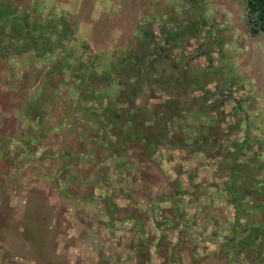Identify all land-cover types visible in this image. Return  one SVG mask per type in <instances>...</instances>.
Here are the masks:
<instances>
[{
  "label": "rangeland",
  "instance_id": "374dc122",
  "mask_svg": "<svg viewBox=\"0 0 264 264\" xmlns=\"http://www.w3.org/2000/svg\"><path fill=\"white\" fill-rule=\"evenodd\" d=\"M13 1L20 15L27 9L26 25L38 19L48 24L45 38L60 48L40 55L0 21L5 41L0 48L9 50L6 59L0 58V264H246L243 255L228 263L220 245L236 216L226 161L236 153L240 170L234 191L264 181V33L254 26L247 0H196L195 6L189 0ZM184 22H197L203 30L179 43L169 61L215 69L216 76L188 95L189 113L182 107L187 115L181 111L171 119L176 130L184 123L173 137L195 142L203 128L211 127L215 136L224 135L220 156H189L163 147L150 160L130 144L125 157H112L107 147L115 141L110 132L115 124L109 128L104 115L113 106L136 111L134 95L119 101L124 72L120 78L113 75L116 80L106 87L93 86L92 93V84L83 79L91 60L107 55L112 62L111 54L120 50L151 51L152 41L163 40ZM65 60L82 71L63 67ZM55 63H62L61 76L53 70ZM109 67L104 63L111 73ZM229 73L236 85L232 92ZM202 97L207 101L198 112L192 107ZM164 98L153 84L135 97V105L153 107ZM236 106L247 113L235 116ZM246 118L252 120L250 131ZM169 195L180 201L191 228L164 224L174 219L172 203L159 202ZM90 196L95 197L85 200ZM107 198L119 207L110 227ZM259 201L254 206L263 210L264 198ZM249 211L264 221V213ZM127 212L139 220H127ZM156 222L163 223L160 230Z\"/></svg>",
  "mask_w": 264,
  "mask_h": 264
},
{
  "label": "trees",
  "instance_id": "16d2710c",
  "mask_svg": "<svg viewBox=\"0 0 264 264\" xmlns=\"http://www.w3.org/2000/svg\"><path fill=\"white\" fill-rule=\"evenodd\" d=\"M189 1H191L194 6L197 2L196 0ZM247 5L250 15L255 17V22H253L254 26L258 25L259 31L264 33V0H247ZM25 11L27 13V9ZM26 13L20 15L18 6L13 0H0V21L8 23L10 32H16V34L19 32L20 38H22L24 43L28 45V49L35 50L40 55H45L47 53H52L54 48H60V45L58 46L56 43H53L45 38V36L48 35V24H42L41 19H38L36 24H31L27 21L28 24L26 25V19H29ZM20 16L23 17L20 18ZM21 20L25 21L23 27H21ZM50 22H54V25L56 24L55 20H50ZM4 27L6 28V25ZM18 27L19 29H17ZM15 29L18 31H15ZM149 30L150 32H153L152 28ZM202 30L203 26H198L197 22H184L181 28L177 31H172L166 34L163 40H161L162 42L152 41L153 47L150 48L151 51H136L131 53L127 49V51L124 50L125 52L123 51L122 53V50H120L116 51L115 54H111L110 58L113 60L112 62H108V58L106 59L105 57L107 55H103L104 59L100 58L97 62L91 60L88 75L86 74L87 77L83 76V79L85 80L86 78L90 81L92 84V91L93 86L95 87L98 85L103 88L108 86V84H112V82L116 80L113 75L120 78L122 72H124L127 78L126 81H123L122 83L125 89L124 92L120 93L119 101L121 103L124 99H126L125 97H128L131 94L134 95V105L132 109H136V111L130 112L126 109V107L122 110H118V108L113 106V108H110L111 110L107 111V114L104 115V117L108 120L107 126L109 128L110 125L112 126V124H115L114 130L110 131L112 135L115 136V141H109L107 147V150L112 157H125L127 153L124 149L128 147L131 148V146H133V148L140 149L142 151L141 153L145 155L144 157L150 160L154 159L156 154L163 147L179 149L184 151L189 156L197 153L207 154V156H211L214 153L216 156H220L219 149L222 148L220 140L224 137V135L221 136L220 134L215 136L218 132L215 130L212 132V130L209 129L211 127L203 128L201 135L197 140H195V142L190 143L187 141L188 139L186 140L185 138H182L177 140L173 137L174 135L177 136L182 133L181 125L184 123H180L178 127L179 130H176L174 129L175 123H173L174 121L172 122L171 119H174L178 116L177 113L181 114L183 111L184 112L182 114L185 113L187 115V113H189L187 107L189 106L191 108L192 105L190 100L187 99L188 95L193 93L194 88L201 82H207V79H213L215 78L214 76H216V73L213 71L215 69L189 68L184 65V61H182V63H177L175 60L169 61V57L172 56L173 49L179 48V43H183L186 39L190 38V36L195 37L199 35ZM253 32L257 33V30H253ZM0 37V43H4V36L1 35ZM44 40H47V42ZM165 42H167V44ZM148 43L150 42L148 41ZM41 44L47 45L48 48L44 51L41 50ZM3 46L0 48V58L6 59V56L9 55V50L7 47ZM116 58H118L117 61ZM64 62L66 66L63 67L69 68L74 73L82 71L78 67H71L66 64L69 63V61L65 60ZM104 63L109 64L110 67H112L110 69L111 73L107 68H103ZM95 64H97V66H95ZM53 66L55 67H53V70L58 71V74L62 72V63L59 67L56 63L53 64ZM232 74L234 73H229L230 79L227 83V86L231 88V92L235 90V87L231 86L232 84L235 85V79ZM59 76L61 75L59 74ZM145 76L146 78H144ZM132 80L135 81L133 82ZM153 84H156L157 88H161L164 91V100L153 107H137L135 105V97L138 94L140 95L144 87H149V85ZM101 87L96 88L102 89ZM94 91L92 93H94ZM196 100L197 105L192 108H196V110L200 112L203 110V105L206 103L207 99L202 97ZM217 102L220 103L219 100H217ZM183 106H186L184 109H186L187 113L182 109ZM236 110L238 113L235 116L241 114L245 115L247 113L243 108H241V106H236ZM220 114L221 117L223 116V118H225L224 113ZM36 116L32 113L29 117L35 120ZM251 121V118H246L245 120L249 131ZM98 122H101L102 124V118H98ZM169 122H172V125H170ZM183 134L186 136V133L183 132ZM211 136L213 139L210 138ZM238 147V150H240L242 144ZM235 155L236 153L232 154L234 160H232V162L226 161V164L230 165L232 168V172L230 174L232 180L227 184V187L230 195L234 199L233 203L236 210V216L230 230V235L225 238L220 247L225 253L228 263L231 262V259L235 260L243 255L246 264H264V221L257 217H252L251 215L253 214L249 211L254 209L257 210V214L259 211L264 213L263 206L261 207L263 210L256 209L254 206L259 204L260 198H264V181H259L257 179L256 181L254 180L252 186L239 187L236 191H234L232 184L237 181L235 178L238 176L240 170V165L237 163ZM181 189L183 188L179 184L178 191L180 194H184ZM237 192H240V194L243 193L244 195H240ZM64 193L70 195L69 191H64ZM94 197L95 196H90L85 200L93 199ZM168 200L172 203L174 219L166 221L164 224L168 227L172 226L174 230L179 229L182 226L191 228L192 225L188 224L184 219L183 211H180L179 200H176L172 195H169L161 198L159 202H166ZM107 204V226L110 227L111 222L115 219V216L119 211V207L112 203L110 198H107ZM128 212L126 213V215L129 216L127 220H139L135 212ZM243 221L245 222L242 223ZM162 224V222H156V227L160 230ZM161 231H163V229H161ZM164 237L165 235L161 232L160 241H164ZM148 247H151V245H148ZM252 247L256 248L255 252H252ZM133 249L139 257L140 253L136 250V248ZM243 253L247 254L248 257ZM141 254L144 255V252ZM230 254H233V256L230 257ZM251 257L253 260H251Z\"/></svg>",
  "mask_w": 264,
  "mask_h": 264
}]
</instances>
